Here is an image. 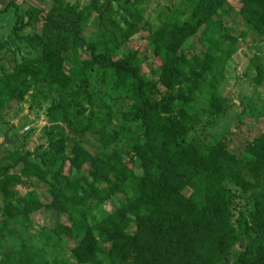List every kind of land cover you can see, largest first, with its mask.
<instances>
[{"label":"trees","instance_id":"obj_1","mask_svg":"<svg viewBox=\"0 0 264 264\" xmlns=\"http://www.w3.org/2000/svg\"><path fill=\"white\" fill-rule=\"evenodd\" d=\"M14 1L1 11L12 7L16 40L37 46L18 56L0 47V122L29 92L56 100L46 108L53 126L44 143L22 151L0 142V238L18 219L30 228L39 209H53L57 220L24 231L0 264H264V130L240 155L226 149L224 136L194 132L201 116L223 110L217 88L233 51L219 43L233 40L225 0H164L152 18L149 0H122L132 10L121 21L113 14L119 0L81 9L64 0L46 9L27 4L24 17ZM235 14L249 37H264V0H239ZM37 15L39 31L22 34ZM137 32L149 36L153 77L137 49L119 53ZM86 135L101 151L82 146ZM112 144L119 146L105 151ZM33 178L48 202L29 185ZM232 186L248 194L242 211ZM106 200L113 209L101 212Z\"/></svg>","mask_w":264,"mask_h":264},{"label":"rangeland","instance_id":"obj_2","mask_svg":"<svg viewBox=\"0 0 264 264\" xmlns=\"http://www.w3.org/2000/svg\"><path fill=\"white\" fill-rule=\"evenodd\" d=\"M64 1L81 9L88 8L90 3L99 6L103 0ZM163 1L149 0L145 15L149 14L150 16L151 11H155ZM5 2L6 0H0V47L3 44V46L17 49V56L19 54L28 55L30 51L36 49L37 45L27 46L16 40L12 31L15 18L13 8L8 7L5 11H1ZM14 3L18 7L17 13L23 15L22 12L27 4L36 8L41 5L46 9L51 5V0H15ZM238 6L239 0H225V4L222 6V8L229 9V15L223 16V22L228 30L227 35L233 39L229 40L224 37L219 39L222 50H226L228 47L233 49L232 53L223 59L222 79L217 88V93L222 98L223 110L214 117H206L204 114L200 117V123L194 129L195 134H199L207 140L224 136L227 144L226 149L234 155L242 154L246 141L264 130V37L260 39L249 37L246 23L235 14ZM113 9L114 16L121 21L123 18H128V13L132 10V4L129 1L119 0L113 3ZM39 16L34 17L32 25L28 24L21 33L38 32L41 24ZM150 17L152 18V15ZM239 34H247L246 39L237 37ZM148 38L149 36L146 33L137 32L119 49V53L131 52L137 49L140 54L146 57L142 63V71L147 78L157 74V67L152 63L150 56L151 49L146 43ZM193 40V38H190L189 42L192 49L195 50L197 44ZM1 50L0 48V54ZM93 82V89L99 90L102 84L101 81L94 78ZM29 93L23 97L14 109L6 112L0 122V142L5 146L8 145L3 140V133L5 132L6 137L12 140V144L18 145L22 151L31 150L36 145L44 143L46 132L53 126L45 112L47 106L51 102H55L56 95L52 94L46 102H40L37 98L32 100ZM199 94L200 102L204 105L207 91L201 88ZM125 126L131 130H135L136 127L131 123L125 124ZM82 146L90 151L95 149L101 151L96 138L91 135L83 137ZM116 146H119V144H112L105 151H109V149ZM83 172L86 174V167H83ZM35 180L34 178L31 179L29 185L37 190L44 203L48 202L49 196L44 189V184ZM26 188L27 186L18 187L19 191H24ZM231 190L236 196L235 209L244 210L248 201V194L234 186L231 187ZM99 209L101 212H109L113 209V203L108 200L103 201L99 205ZM29 218L31 227L24 231L28 232L29 235H33L34 231L42 225L53 226L57 220V213L53 209H39L32 212ZM23 229L24 223L20 219L12 223L9 227V237L0 238V254L2 251L12 249L14 242H19L24 232ZM68 245H72V241ZM53 255L54 252L50 251L49 256L52 257ZM56 256H62V252H59Z\"/></svg>","mask_w":264,"mask_h":264},{"label":"water","instance_id":"obj_3","mask_svg":"<svg viewBox=\"0 0 264 264\" xmlns=\"http://www.w3.org/2000/svg\"><path fill=\"white\" fill-rule=\"evenodd\" d=\"M3 140H4L5 143H10V142H12L10 139H8V138L6 137V133H5V132L3 133Z\"/></svg>","mask_w":264,"mask_h":264}]
</instances>
